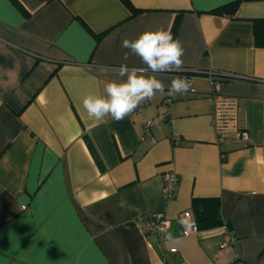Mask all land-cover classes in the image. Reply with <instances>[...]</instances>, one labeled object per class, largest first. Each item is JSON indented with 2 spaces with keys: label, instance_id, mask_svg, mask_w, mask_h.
Returning a JSON list of instances; mask_svg holds the SVG:
<instances>
[{
  "label": "crops",
  "instance_id": "obj_1",
  "mask_svg": "<svg viewBox=\"0 0 264 264\" xmlns=\"http://www.w3.org/2000/svg\"><path fill=\"white\" fill-rule=\"evenodd\" d=\"M232 1L0 0V264H264V0L210 12ZM177 14L183 70L155 75L167 92L189 74L192 90L91 120L84 97L122 63L146 67L122 41ZM236 130L247 139L220 140ZM209 197L223 224L185 234L180 214ZM158 212L169 226L152 232Z\"/></svg>",
  "mask_w": 264,
  "mask_h": 264
},
{
  "label": "clouds",
  "instance_id": "obj_2",
  "mask_svg": "<svg viewBox=\"0 0 264 264\" xmlns=\"http://www.w3.org/2000/svg\"><path fill=\"white\" fill-rule=\"evenodd\" d=\"M122 47L129 50L123 54L124 61L129 60L130 54L135 55L146 67L129 68L122 63L115 69L121 79L105 82L104 95L84 97L83 108L91 120L103 122L110 117L120 122L144 102L155 99L157 94L176 96L189 90L190 82L186 78L174 77L166 92V85L155 75L183 70V44L174 39L170 31L163 28L145 31L134 40L124 39ZM108 71L110 69L105 68L104 74Z\"/></svg>",
  "mask_w": 264,
  "mask_h": 264
},
{
  "label": "trees",
  "instance_id": "obj_3",
  "mask_svg": "<svg viewBox=\"0 0 264 264\" xmlns=\"http://www.w3.org/2000/svg\"><path fill=\"white\" fill-rule=\"evenodd\" d=\"M132 12L136 11V8L132 5L130 0H121ZM238 3V0H234L232 2H229L227 5L223 6L222 8H214L210 10V12L213 13H222L224 12V9H231V12L235 10L236 5ZM230 11V10H229ZM180 15L177 14L173 20V23L170 28V32L175 38L176 31L179 24ZM254 40L255 44L258 46H264V20H254ZM185 73H180L181 75H184ZM189 75V74H187ZM219 72H213L211 74L212 79L220 80L218 77ZM86 144L94 156L95 160L98 162L99 157L97 154V151L92 144V142L88 139L87 136H85ZM192 214L193 218L196 223V227L198 230L212 228L215 226H219L223 224V220L220 215V203L218 198L209 197V198H196L192 201Z\"/></svg>",
  "mask_w": 264,
  "mask_h": 264
},
{
  "label": "built area",
  "instance_id": "obj_4",
  "mask_svg": "<svg viewBox=\"0 0 264 264\" xmlns=\"http://www.w3.org/2000/svg\"><path fill=\"white\" fill-rule=\"evenodd\" d=\"M213 72L209 71L208 72V76L211 79V81L213 82V84H215L217 86L218 84V80L216 79H212L211 78V74ZM180 77L186 78L189 81V75L184 74L181 75ZM189 90L191 91L192 88L190 86ZM158 119H154L148 122V124H151L154 121H157ZM247 133L243 130H236L235 132H231V133H225V134H221L220 135V140H223L225 138H234V139H240V140H246L247 139ZM164 187H163V195L170 198L173 197L175 194V186L177 184V177L175 175L174 172H167L164 175ZM180 220L182 222L183 225V231L185 234H191V233H198L200 230L197 229L196 227V223L193 217H188L185 216L183 214H180ZM169 223L168 221L163 217V215L161 213H155L153 215V218L149 221H147V227L148 230L152 231V232H162V231H166L168 229ZM230 234V241L233 240V236H232V232L229 231ZM227 243L226 242H222L220 244L221 247H224ZM175 248H171V251H174ZM236 264H243L240 261H237Z\"/></svg>",
  "mask_w": 264,
  "mask_h": 264
}]
</instances>
